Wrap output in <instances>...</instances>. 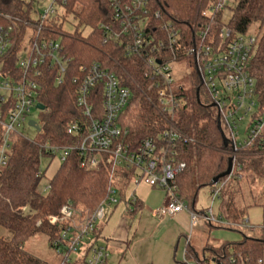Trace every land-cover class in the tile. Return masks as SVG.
Masks as SVG:
<instances>
[{
	"label": "built area",
	"instance_id": "1",
	"mask_svg": "<svg viewBox=\"0 0 264 264\" xmlns=\"http://www.w3.org/2000/svg\"><path fill=\"white\" fill-rule=\"evenodd\" d=\"M49 1L43 12L35 10L28 19L0 13V172L7 166L12 137L26 139L18 131L23 125L28 126L31 110L41 104L40 82L44 83L52 75L54 83L60 85L66 75L69 58L60 43L51 39L53 24H62L65 13L59 2ZM229 1L216 0L201 11L202 21L191 23L183 33L160 13L153 14L150 0H108L113 16L110 24L99 26L106 35L103 42L119 41L125 46L127 57L141 61L143 76L148 82L147 99L167 126L133 147L128 143V130H123L118 123L120 113L131 98L130 90L98 63L82 69L84 75L78 82L75 105L86 125L82 128L72 123L68 131L84 130V136L74 146L44 143L39 148L47 158L58 157L60 164L71 151H77L80 167L87 171L104 164L112 184L107 200L90 218H83L71 205L62 206L58 215L47 218L50 225L59 229L57 238L51 242L52 249L61 257L59 264L108 262L111 255L108 243L101 235L97 237L105 208L122 205L127 213L136 203L134 196H125L121 201L113 185L119 170L130 174L133 185L142 184L164 192L163 202L152 212L153 217L173 216L187 210L179 199L176 184L177 176L185 169L179 160V146L194 141L177 126L178 112L188 111L189 105L174 77L176 64L187 60L194 67L205 105L215 111L230 143L227 147L231 150L232 168L227 180L241 170L236 159L238 154L264 150V93L258 89L249 67L257 36L234 33L229 27L232 13L227 23L223 21ZM233 1L236 5L237 0ZM152 20L157 24L153 25ZM99 90L102 99L97 109ZM244 122L247 124L241 137L239 128ZM42 173L40 170L39 175ZM226 183L212 186V201L219 199ZM49 189L47 182L44 191ZM189 216L192 226L200 220L237 226L214 218L211 209L202 215L191 211Z\"/></svg>",
	"mask_w": 264,
	"mask_h": 264
},
{
	"label": "trees",
	"instance_id": "2",
	"mask_svg": "<svg viewBox=\"0 0 264 264\" xmlns=\"http://www.w3.org/2000/svg\"><path fill=\"white\" fill-rule=\"evenodd\" d=\"M56 1L67 16L77 21L74 32L63 31L60 24L54 26V34L51 35V39L64 48L69 64L62 84L54 83L52 75L44 83L40 82L39 101L45 110L38 122L40 132H37V138L28 141L12 137L7 166L0 172V227L11 233L9 239L0 237V264H48L26 253L23 243L43 234L52 248L51 242L57 238L59 229L47 222L49 216L58 215L64 205H71L81 213L85 210L91 212L108 198V188L112 183L106 166L101 164L91 171L82 169L77 151H71L66 161L59 165L48 181V191H44L47 183L45 174L39 175L40 160L46 157L39 145L74 146L84 136V130L76 133L68 131L72 123L82 128L86 125L75 105L84 67L98 63L130 90L131 98L120 113L118 123L123 130H128V143L133 147L166 127L156 107L147 99L148 82L143 76L144 65L137 58L127 57L125 46L119 41L103 42L106 35L99 26L110 24L113 16L108 0ZM214 2L216 0H150L149 5L153 14L160 13L165 21L185 33L191 23L202 21L201 11ZM33 11L35 9L25 0H0V13L9 17L28 19ZM152 22L157 24L155 20ZM79 27L89 28V34L83 35ZM229 27L237 34H246L254 29L257 42L250 59V74L258 89L264 93V0H237L232 8ZM181 94L186 95L184 92ZM101 99L99 90L95 102L97 109H100ZM189 107V112L183 113L177 126L194 142L179 146V160L185 164V169L177 176L176 184L181 202L188 208H194L197 192L204 187H212L213 179L226 171L232 155L231 150L223 146L214 112L198 104L194 98ZM236 159L241 170L228 180H220L227 183L219 199L225 218L222 221L238 227L245 224L249 208L260 207L264 212V150L244 151ZM130 181L131 176L125 171L116 173L113 185L118 189L121 201L126 196ZM23 208L26 209L24 212ZM141 208L136 201L128 212L134 215ZM209 227L239 229L217 224H209ZM100 233L101 230H98L97 237ZM263 250L262 238L246 235L237 242L205 247L201 255L187 242L183 264H189V261L195 264H262Z\"/></svg>",
	"mask_w": 264,
	"mask_h": 264
},
{
	"label": "rangeland",
	"instance_id": "3",
	"mask_svg": "<svg viewBox=\"0 0 264 264\" xmlns=\"http://www.w3.org/2000/svg\"><path fill=\"white\" fill-rule=\"evenodd\" d=\"M31 4V7L37 10L38 13L44 11L48 6L49 0H25ZM235 6V2L230 0L227 3L228 9L225 11L223 21L227 23L230 18L231 10ZM65 13V11H64ZM36 13L33 14L35 17ZM64 20V21H63ZM62 29L65 32L72 33L76 29L77 21L73 19L72 16H67L65 13L61 17ZM59 21H56L58 23ZM55 24H53L54 28ZM57 26H59L57 24ZM83 35H88L90 32L89 28L79 27L78 29ZM249 33H254V29H250ZM25 55H23L24 57ZM174 77L177 79L176 83L181 88V93L184 92V96L187 100L186 102L190 105L191 100L196 99L198 104L205 105L204 94L200 90V82L197 74L194 72V67L189 64L187 60H184L174 67ZM198 91V93H197ZM151 104V103H150ZM190 107L188 106V111L178 112V117L181 118L183 113L189 112ZM158 112V111H157ZM214 114L215 111L213 110ZM44 111H39L35 108L31 110V113L27 119L28 121L39 122L40 118L43 116ZM159 114V113H158ZM161 114H159L160 116ZM216 115V114H215ZM162 118V117H161ZM165 123V121H164ZM167 124V123H165ZM246 122L242 124L239 128L240 136L244 134V127ZM167 126V125H166ZM24 138L28 140H35L38 136L37 131L33 128L28 127L27 124L23 125L19 131ZM232 158V157H231ZM60 163L58 157L55 158H43L40 160V169L45 174V182H48L52 176L55 174ZM220 182V181H219ZM130 184V183H129ZM129 186V185H128ZM213 186V185H212ZM233 190L232 188H229ZM213 187L207 186L202 188L197 192L196 200L194 203V209L188 208L189 210L195 211L197 214L202 215L208 209L212 210L214 216L219 215L220 201L213 200L211 191ZM228 190V189H227ZM164 193V192H163ZM159 198V197H158ZM158 198L152 197L150 201L153 202V205L150 203L145 205L141 212H138L134 215L133 219L125 217L126 227L130 229L128 243L122 244V249H112L109 245V251L111 256L109 263L111 264H164L163 257L166 247L171 249V260L168 264H183L184 261V249L187 242L197 251V254H201L205 247H213L224 242V239H221L218 233H224L229 236L237 237L238 240L242 238L243 235L250 237H258L264 240V212L260 207H251L247 210V215L244 220L245 224L239 226L238 230H225V229H209V227L202 223L198 222L193 228L185 229L180 226V224L174 221L173 216H163V217H152L151 212L155 208L156 200ZM160 201V200H159ZM101 205V204H100ZM99 205V206H100ZM95 207L91 212L87 210L83 213L79 212L80 215L88 219L93 213L99 208ZM223 206V205H222ZM112 205L111 207L105 208V218L98 225L102 231L103 227L108 222V218L111 216L114 219H118V209ZM124 208V207H123ZM223 209V208H222ZM123 210V209H122ZM223 211V210H222ZM124 212V211H123ZM130 212H127L129 214ZM126 214V213H125ZM111 218V217H110ZM114 220L110 221L109 226L114 224ZM237 227V226H236ZM237 227V228H238ZM0 237L5 239L11 238V233L7 230L0 227ZM229 241H234L235 239H227ZM23 250L34 256L40 261L46 262L48 264H59L61 257L58 256L54 250L50 247L47 241V237L43 234L36 235L27 239L22 246ZM176 248V249H175ZM175 252V253H174ZM175 254V256L173 255ZM262 264H264V250L262 253ZM189 261L188 263H190Z\"/></svg>",
	"mask_w": 264,
	"mask_h": 264
},
{
	"label": "crops",
	"instance_id": "4",
	"mask_svg": "<svg viewBox=\"0 0 264 264\" xmlns=\"http://www.w3.org/2000/svg\"><path fill=\"white\" fill-rule=\"evenodd\" d=\"M128 196H134L136 201H138L141 204L142 208L140 209L139 212L142 211V209L145 207V205H148L149 203L151 205H153V202L150 201V199L152 197H156V198L159 197L158 201L156 200V203L154 204L155 205L154 210H156L158 207H160V205L162 204L163 199H164V193L160 189L149 188V187H147L145 185H142V184L141 185H133L131 183L129 184V186L127 188V192H126V197H128ZM216 200L220 201V199H216ZM116 209H118V219H114V217L111 216V214H110V216L108 218V222L103 227L100 235H101V238L103 240L105 239V241L108 243V245L112 249H118L119 250V249L123 248L122 244H124V246H125V244L128 243V237H129V232H130V229H128V226L126 227V223H125L126 219H124V216L127 217V218L129 217L130 219H133L134 215L136 213H138V212H136L134 215H131L132 212L129 213V214H127V213L125 214L123 212V210H122L123 209L122 205H120ZM191 209L193 210L194 208H191ZM192 210H189L187 208V210L182 211V212H180V213H178L176 215H173L174 221H176V222H178L180 224V226L182 227V230H183V228H185V229H190V228L192 229L193 228V226L191 225V219H190V216H189V212H191ZM152 212H151V216H152ZM218 214L219 215H217V216H214L213 214L212 215L214 216V218H216L218 220L219 219H221V220L225 219L224 216H223V212H222V204H221V202H220V208H219V213ZM112 219L115 222H114V224L112 226H109L108 223H110V221H112ZM200 222L206 224L209 227V224L206 223L205 221L200 220L199 223ZM209 229H220V228H210L209 227ZM218 234H219L218 236L221 239L225 240L222 243H232V242H237V241L240 240V239L238 240L237 237H234L232 235L229 236V235H226L224 233H218ZM229 238L230 239H235V240L234 241H229V240H227ZM219 245H216V246H213V247H218ZM174 253H173V255L175 256ZM110 254H111V252H110ZM201 254H202V252H201ZM171 255H172L171 254V249L169 247H166L165 252H164V257H163V263L164 264H168L169 260H171ZM108 262H109V260H108Z\"/></svg>",
	"mask_w": 264,
	"mask_h": 264
},
{
	"label": "water",
	"instance_id": "5",
	"mask_svg": "<svg viewBox=\"0 0 264 264\" xmlns=\"http://www.w3.org/2000/svg\"><path fill=\"white\" fill-rule=\"evenodd\" d=\"M197 93H198V91H197ZM36 109L43 112L45 110V107L42 104H37L36 105ZM216 124H217V130L220 133V136H221V139H222L223 146L227 147L230 143L226 139V137L224 136V134L222 132L218 117L216 118ZM28 127L33 128L37 132H40V127L35 121H29L28 122ZM231 168H232V158H229L228 163H227L226 171L224 173H222L221 175L215 177L213 179V181H212V185H215L216 183H218L223 178L229 177V175L231 173Z\"/></svg>",
	"mask_w": 264,
	"mask_h": 264
},
{
	"label": "flooded vegetation",
	"instance_id": "6",
	"mask_svg": "<svg viewBox=\"0 0 264 264\" xmlns=\"http://www.w3.org/2000/svg\"><path fill=\"white\" fill-rule=\"evenodd\" d=\"M202 106H204V107H209V108H210V110H212V111H213V108H212V107H210V106H208V105H202Z\"/></svg>",
	"mask_w": 264,
	"mask_h": 264
}]
</instances>
